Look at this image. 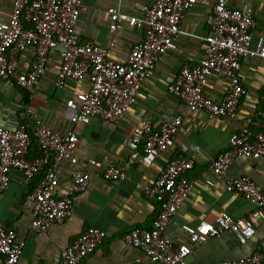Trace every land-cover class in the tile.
Here are the masks:
<instances>
[{
    "label": "built area",
    "instance_id": "2783aa9c",
    "mask_svg": "<svg viewBox=\"0 0 264 264\" xmlns=\"http://www.w3.org/2000/svg\"><path fill=\"white\" fill-rule=\"evenodd\" d=\"M197 0H151L140 16L123 13L119 8L107 10L109 30L115 32L127 24L143 32L140 42L131 46L123 64L112 57L110 43L100 48L92 42L82 43L75 28L79 17L89 11L83 0H14L7 22L0 23V79H13L23 89L34 88L44 77L51 53L58 52L61 63L54 85L61 88L68 80L79 81L86 75L89 89L65 103V117L71 124H88L92 119L116 123L133 105L142 83L153 74L159 60L169 51L177 50L181 36L195 37L184 32L181 21ZM229 0H215L207 19V33L196 37L207 45L205 58L197 65L181 68L168 94L185 104L191 111L202 112L209 118H230L238 108L243 88L239 72L242 60L257 57L264 60V35L251 46L255 28L251 8L234 9ZM27 49L35 52L29 70H18V57ZM227 80L226 93L221 101L205 94L208 80L213 77ZM264 118V92L262 113ZM34 124L21 123L15 130L0 127V193L9 183L10 173L19 172L30 181L41 175L34 188L30 230L46 233L62 224L72 213L73 198L84 192L90 175L75 172L71 181L58 196L59 165L76 163L74 155L78 137L74 132L59 134L42 125L36 116ZM182 128V118L163 123L156 131L149 120L131 133L128 144H143V162L152 164L160 153L173 145ZM38 155L29 156L32 145ZM228 148L211 160L210 169L225 176L236 158L264 161V125L256 133L242 129L228 139ZM89 164L101 166L94 161ZM194 167V156L172 159L155 182L144 188V196L158 206L156 217L148 229H132L122 236L125 245L140 250L156 264H186L192 249L212 236L228 232L240 243L256 234L258 221L264 218V191L248 176L228 178L226 191L255 206L242 219L229 214L219 215L214 222L199 223L189 234V244L173 245L166 228L194 185L187 174ZM101 178L117 183L126 178L123 166L108 165ZM104 231L90 227L60 253L59 264H79L91 256L104 242ZM24 243L16 232L0 225V257L3 264H18ZM216 264H264V237L260 250L252 255Z\"/></svg>",
    "mask_w": 264,
    "mask_h": 264
},
{
    "label": "crops",
    "instance_id": "0c3cea01",
    "mask_svg": "<svg viewBox=\"0 0 264 264\" xmlns=\"http://www.w3.org/2000/svg\"><path fill=\"white\" fill-rule=\"evenodd\" d=\"M14 0H0V23L7 22ZM89 7L76 24L75 32L82 43L92 42L100 48L110 43L112 57L123 64L132 45L140 42L143 32L123 24L115 32L109 30V8L140 16L151 0H83ZM215 0H197L184 14L181 28L195 37L181 36L177 50L167 52L158 62L152 76L141 84L133 105L116 122L92 119L88 124H71L65 117V103L89 89L86 75L79 81L68 80L61 88L54 85L60 67L58 52L51 53L44 77L30 89H23L13 79H0V127L15 130L19 124H34L32 116L59 134L74 132L78 137L74 152L76 163L64 161L59 165L57 195L61 196L75 172H87L90 180L86 190L73 198L72 213L60 225L46 233L33 232L31 194L41 175L27 181L16 171L10 173L7 188L0 193V225L16 232L24 243L18 264H59L60 253L73 240L94 227L105 232L101 246L79 264H156L143 253L125 245L122 236L132 229H148L158 212L155 202L145 198L144 188L157 180L172 159L194 156V167L187 178L194 188L166 228L173 245L189 244V234L201 222L212 223L221 214L234 219L246 218L255 206L226 191L228 178L250 177L264 191V161L236 158L225 176L210 169L211 160L228 148V139L242 129L256 133L264 125L262 96L264 92V60L248 57L242 60L239 72L243 94L236 113L230 118L211 119L202 112L191 111L185 104L168 94L181 68L197 65L205 58L207 45L196 37L207 33V19ZM234 9L251 8L255 28L251 46L264 35V0H229ZM35 61L33 49L18 57V70L26 72ZM227 80L213 76L208 80L205 94L221 101ZM182 118V128L173 145L160 153L148 165L142 160L143 144H128L134 129L149 120L156 131L163 123ZM38 155L34 144L29 156ZM94 161L100 168L89 164ZM108 165L123 166L126 178L117 183L106 182L101 171ZM264 237V218L258 221L256 234L240 243L234 234L223 232L196 245L186 264H216L243 258L260 250ZM0 264L3 259L0 257Z\"/></svg>",
    "mask_w": 264,
    "mask_h": 264
}]
</instances>
